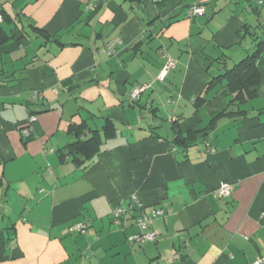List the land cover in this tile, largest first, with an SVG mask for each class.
Returning a JSON list of instances; mask_svg holds the SVG:
<instances>
[{"label":"crops","instance_id":"crops-1","mask_svg":"<svg viewBox=\"0 0 264 264\" xmlns=\"http://www.w3.org/2000/svg\"><path fill=\"white\" fill-rule=\"evenodd\" d=\"M90 1L0 0V264H252L264 255V48L251 99L205 86L264 40V5ZM196 3L205 12L189 16ZM162 52L174 65L159 81ZM83 120L98 149L60 155ZM176 131L202 137L185 148ZM132 199L162 210L154 240L127 241L138 207L113 222Z\"/></svg>","mask_w":264,"mask_h":264},{"label":"trees","instance_id":"trees-1","mask_svg":"<svg viewBox=\"0 0 264 264\" xmlns=\"http://www.w3.org/2000/svg\"><path fill=\"white\" fill-rule=\"evenodd\" d=\"M202 4L203 3H197ZM1 14V13H0ZM2 15V14H1ZM4 15H2L3 17ZM173 17H168L167 21H171ZM261 25H258L259 27ZM256 27V28H257ZM35 30L42 36H49L47 32L41 28L35 27ZM247 27L242 28L239 32L240 38H244ZM242 32V33H241ZM249 33V32H247ZM256 36L257 32L253 31L249 33ZM256 40V38H255ZM254 50L244 56L237 63L232 65L229 68L224 67V72L218 74L211 78V80L205 86V92L212 89L218 82L225 80L226 87L230 94H232V99L230 102H245L246 100L251 99L255 96L254 86L258 84L261 80L260 72L257 67V58L264 48V40H256ZM223 63L225 61H222ZM204 96L198 95L196 102L203 100ZM138 103V100H131L130 105ZM219 115V114H218ZM218 115L214 116L213 119H216ZM68 130L74 134L75 140L65 145L60 149V155L65 156L66 154H73L74 159L77 160L85 159V157L91 156L94 153L100 144V136L98 130H91L85 120L80 122H73L69 124ZM87 132L89 134L87 135ZM202 137L198 131H188L183 133L181 131H176L174 135V141L185 148L191 145L197 138Z\"/></svg>","mask_w":264,"mask_h":264},{"label":"built area","instance_id":"built-area-1","mask_svg":"<svg viewBox=\"0 0 264 264\" xmlns=\"http://www.w3.org/2000/svg\"><path fill=\"white\" fill-rule=\"evenodd\" d=\"M97 0H92L88 3V8H91L93 5V2ZM257 5L261 6L264 5V0H256ZM205 12V7L202 4H194L188 9V15L194 16L198 14H203ZM2 20V15L0 14V21ZM119 42H110L107 43L104 47V52L107 55H111L115 52L116 47L118 46ZM162 55L166 57V61L162 68L160 69L159 73L157 74V80L163 81L166 78V75L168 74L171 67L174 65V60H172L167 54L162 52ZM145 89V85H138L132 88V90L129 93V97L131 100H138L140 98L141 93ZM31 120H33V117H30ZM23 132H27V129H24ZM230 187L227 183H222L216 190V195L218 196H225L229 193ZM134 198V197H133ZM139 208V212L136 215H133V222L135 225L139 227L141 230L140 232H137L135 234H132L127 237L128 242H135V243H141L144 241H151L154 240L156 233L153 230H148L151 221L154 217L162 214V210L160 209H154L152 208L149 210V212L142 211V206L137 203L135 199H132L130 203V211L129 209H125L123 207H118L113 210L112 212V220L115 224H121L125 220V218L130 217V212L133 208ZM121 213H123L124 217L121 219ZM86 227L85 224H79L76 225L75 228L79 229L81 231L84 230ZM252 264H264V255L258 256Z\"/></svg>","mask_w":264,"mask_h":264},{"label":"rangeland","instance_id":"rangeland-1","mask_svg":"<svg viewBox=\"0 0 264 264\" xmlns=\"http://www.w3.org/2000/svg\"><path fill=\"white\" fill-rule=\"evenodd\" d=\"M208 10H209V7H208ZM249 40H250V39L248 38V41H249ZM226 53L229 54L230 52L228 51V52H226ZM238 60H239V59L237 58L236 61H238ZM230 61H231V60H230ZM230 64H231V63H230ZM230 64H229V65H230ZM215 68H216V67H215V65H214V66L212 67V70H215ZM213 73H216V72L214 71Z\"/></svg>","mask_w":264,"mask_h":264}]
</instances>
